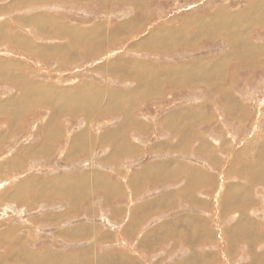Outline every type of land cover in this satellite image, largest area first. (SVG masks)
Wrapping results in <instances>:
<instances>
[{
  "label": "rangeland",
  "instance_id": "374dc122",
  "mask_svg": "<svg viewBox=\"0 0 264 264\" xmlns=\"http://www.w3.org/2000/svg\"><path fill=\"white\" fill-rule=\"evenodd\" d=\"M221 15L259 60L223 36L141 43ZM261 16L264 0H0V264H264Z\"/></svg>",
  "mask_w": 264,
  "mask_h": 264
},
{
  "label": "bare ground",
  "instance_id": "6f19581e",
  "mask_svg": "<svg viewBox=\"0 0 264 264\" xmlns=\"http://www.w3.org/2000/svg\"><path fill=\"white\" fill-rule=\"evenodd\" d=\"M119 2L121 0H118ZM126 3H129L127 1H125ZM224 14V13H223ZM222 14V15H223ZM222 15L220 17H217V18H214V19H211V22L210 20L207 21L205 24H203L201 26V28L197 29L195 34L193 35V37L191 39H187L185 37H181L180 35V30L178 31H175V30H172V29H168L167 31L164 32V36H160V38L162 39H159L158 41H155L157 39V33H160V32H155L153 33V37H149L148 39L149 40H145L143 42H141L142 44L144 45H149L150 48L149 49H153V50H161L163 48H168L169 50H172V49H176V48H179L181 46H189L193 43H195L196 40L200 39V38H203V39H209V38H212L213 37H219V36H223V38H225V41H227L228 45H231V48L234 49L236 47H238L237 49L239 48H244V46H247V40L245 39H240L237 40L236 37L237 36H240L242 32H244L245 28L244 27H240L236 21L231 18V19H224L222 18ZM264 21V18L263 20ZM255 22H258L257 19H255ZM233 24L232 26L230 27H227L229 24ZM253 23V22H252ZM132 24V23H131ZM218 24V25H217ZM230 24V25H231ZM224 25H227V26H224ZM121 29L122 32H124L126 30V28L128 27V25L125 23L123 26H121V24L118 25ZM246 27V26H245ZM130 28V27H129ZM184 29H185V26H184ZM182 30V28H181ZM121 31L119 30V34L121 33ZM159 31V30H158ZM183 31V30H182ZM192 32V31H191ZM203 33V34H202ZM239 34V35H238ZM244 34V33H242ZM76 35V34H75ZM151 35V34H150ZM163 35V34H162ZM242 36V35H241ZM66 40V39H65ZM70 41V40H69ZM24 42V41H23ZM249 42V41H248ZM226 43V42H225ZM73 44V43H72ZM71 44V45H72ZM97 47V46H96ZM100 47V46H99ZM264 47V46H263ZM78 48V46H77ZM88 48V47H87ZM168 49H163V50H168ZM259 48H255L253 46H247L246 48L242 49V52L239 51V53H234L235 57H241V60H245L246 58L244 57L243 54H246L247 56V53H249V55H251V53L257 55V54H261V52L259 50H257ZM141 50V49H140ZM262 50V49H261ZM71 51V50H70ZM86 51V50H85ZM68 52V51H67ZM238 54V55H237ZM68 55V54H67ZM252 58V57H251ZM239 59V58H238ZM249 61V60H248ZM250 62V61H249ZM246 63V61L244 62ZM206 64V62H205ZM142 65H141V62H136L134 63V67L135 69L138 71V70H141L142 68ZM106 68V67H105ZM154 69V68H153ZM177 74L180 73L181 69L180 70H177ZM130 74V73H129ZM139 73L136 72L135 74H132V76H134L135 78L138 77ZM133 77V78H134ZM175 81V80H174ZM176 83V82H174ZM162 85V84H161ZM181 86V85H180ZM29 90V89H28ZM25 87H21L20 88V97L18 100H23L27 97L28 95V91ZM147 90V89H146ZM19 94V93H18ZM142 97V96H141ZM16 100H12L11 102L14 103ZM35 108V107H34ZM33 109V108H32ZM11 113V112H10ZM50 114V113H49ZM69 114V113H68ZM18 116V115H17ZM73 116V115H72ZM51 117V115H50ZM59 117V116H58ZM11 122V121H10ZM9 129V128H8ZM114 131V130H113ZM9 132V131H7ZM182 133V132H181ZM2 134V133H1ZM5 137V136H4ZM4 139V138H2ZM1 139V140H2ZM87 181V180H86ZM73 208V207H72Z\"/></svg>",
  "mask_w": 264,
  "mask_h": 264
},
{
  "label": "crops",
  "instance_id": "0c3cea01",
  "mask_svg": "<svg viewBox=\"0 0 264 264\" xmlns=\"http://www.w3.org/2000/svg\"><path fill=\"white\" fill-rule=\"evenodd\" d=\"M259 18H261V20H263L264 16H261V17H259ZM262 23H263V22H262ZM185 26H186V25H185ZM251 26H253V27H260V26H262V25H260V23H259L258 25L254 24V25H251ZM183 28H184V27H183ZM182 30H183V29H182ZM247 43H249V42H247ZM247 45H248L249 47H250V46H253V47H255V48H259L258 45H254V44H252V43H251V44H247ZM237 48H238V47H237ZM236 50H239V49H236ZM237 53H239V52H237ZM243 55H244L245 58H247V59L250 61L251 64L254 63V62H256L257 60H259L260 57H261V56H259V58L256 59L255 54H253V53H251V55H249V53H247V56H246V54H243ZM257 55H259V54H257ZM251 57H252L253 59H252ZM262 57H263V56H262ZM239 58H241V57H239ZM243 64H244V63H243ZM251 66H252V65H251ZM107 133H109V132H107ZM99 138H100V137H99ZM99 138H98V139H99Z\"/></svg>",
  "mask_w": 264,
  "mask_h": 264
}]
</instances>
